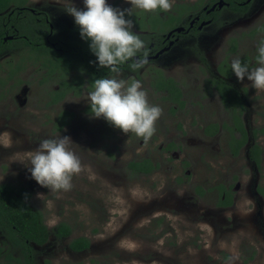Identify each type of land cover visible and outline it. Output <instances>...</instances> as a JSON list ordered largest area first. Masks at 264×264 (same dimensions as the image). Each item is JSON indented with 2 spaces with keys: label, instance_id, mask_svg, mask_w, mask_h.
Listing matches in <instances>:
<instances>
[{
  "label": "rangeland",
  "instance_id": "rangeland-1",
  "mask_svg": "<svg viewBox=\"0 0 264 264\" xmlns=\"http://www.w3.org/2000/svg\"><path fill=\"white\" fill-rule=\"evenodd\" d=\"M194 1L174 0L169 10L179 11L176 3ZM209 1L214 0L205 4ZM73 2L83 7L82 0ZM108 3L120 9L131 7L127 0ZM28 5L49 16L58 40L82 41L73 17L64 11L72 0H30ZM219 23L204 28L197 37L198 33H191L182 38L162 59L111 75L141 81L149 102L163 109L146 144L102 118H90L86 99L92 89L83 88L79 95L70 92L50 105L49 94L57 86L54 80H42L46 75L42 68L36 71L29 66L22 74L28 83L18 90L3 85L0 183L26 186L31 205L44 213L51 229L62 221L73 229L68 237L52 234L44 245L33 244L36 264H264V132L258 138L263 149L261 167L250 159L249 145L238 156L231 155L228 131L205 132L210 123L231 121L230 108L209 79L218 77L219 64L230 63L236 55L247 56L249 64H255V45L264 31L249 32L264 27V0H253L242 15L225 9ZM172 24L157 26L169 29ZM133 28L140 35L149 32ZM20 54L16 45L0 58V76L6 75L10 57ZM170 79L181 89L183 107L166 87H159V82ZM228 81L244 98L241 118L249 133L264 129V91L252 89L247 79L239 82L235 75ZM63 111L70 120L57 129ZM60 134L75 142L69 147L80 157L82 170L74 175L69 190L52 192L31 179L20 161L27 162L26 153L41 139ZM172 142L177 147L168 149ZM145 157L158 164L157 169L134 175L128 163ZM220 184L231 185L232 205L219 206ZM38 193L44 195L39 198ZM80 236L88 237L91 245L77 252L69 243ZM2 241L8 243L0 230Z\"/></svg>",
  "mask_w": 264,
  "mask_h": 264
},
{
  "label": "clouds",
  "instance_id": "clouds-1",
  "mask_svg": "<svg viewBox=\"0 0 264 264\" xmlns=\"http://www.w3.org/2000/svg\"><path fill=\"white\" fill-rule=\"evenodd\" d=\"M82 2L80 8L72 0V6L64 11L73 17L81 39L88 42L96 58L97 66L118 73V66L126 61H133V69L147 63L145 42L133 28L131 9L168 11L174 0H127L131 7L125 9L112 6L108 0ZM255 52L254 65L236 55L230 59V69L239 82L247 79L252 89L264 91V38L256 42ZM86 100L90 118H102L125 134L133 133L143 138L145 144L153 136L155 124L163 112L158 104L149 102L147 91L137 79L96 78ZM72 143L75 142L68 135L43 138L35 149L26 153L27 162H20L39 186L52 192L67 191L72 187L74 175L82 170L80 157L69 147ZM43 195L37 194L39 198Z\"/></svg>",
  "mask_w": 264,
  "mask_h": 264
},
{
  "label": "trees",
  "instance_id": "trees-1",
  "mask_svg": "<svg viewBox=\"0 0 264 264\" xmlns=\"http://www.w3.org/2000/svg\"><path fill=\"white\" fill-rule=\"evenodd\" d=\"M229 1H231V6L234 10H241L242 7H239L236 3L242 0ZM26 2L27 0H0V12L6 10L13 4L15 5L13 7V16L18 17V7L21 8L25 6ZM191 8L192 7L189 4L184 3L180 5L178 15H174V13L169 11H161L159 9L152 12H144L142 10L134 11L130 18L133 20L135 26L140 29H148L153 36L148 35L147 39H152L154 34L165 33L168 29L165 25L163 27L157 25H163L164 23H171V25L174 23L176 25L182 15ZM23 9H25V11L27 10L26 8ZM245 9L246 8L243 7L242 10ZM2 17L3 16H0V52L6 51L10 48V42L3 41V36L6 33L4 29L5 23L3 21V18L5 17ZM31 18L27 17L28 20ZM27 19L23 20V22L18 21L19 26H25L29 30L28 32H20L26 36H21L20 39L26 50L23 54L24 59L26 56V58L41 62L43 66L48 67L50 70L61 71L65 76H68L71 71L86 70L88 71L87 73L92 76L90 79L91 83H93L96 78L115 73L111 71L110 68H99L97 66L95 63L96 58L90 51L88 42L83 40L84 43H80V41L69 40L66 45H63L54 34L48 36L49 31L47 30L49 27L44 18L39 22L40 28H36L34 24H32L35 23V19L32 18V22L30 23ZM48 39L54 42L56 41V47H61V49L59 50L54 47ZM242 60L247 61V57ZM125 66H127V62L119 65L118 70L123 69ZM224 72L228 76L231 69H226ZM81 80L83 81V77L79 73L76 74L73 79V81L79 82H81ZM71 84L72 83L65 81L64 86L71 88L69 87ZM217 84L219 94L226 107H231L234 111L236 110L237 105L243 107V99L234 86H231L224 81H219ZM159 87H166L170 93L173 94V98L179 102L180 107L184 106L185 102L181 99V90L175 86L171 79L170 82H168V80L167 82H159ZM57 94H64V91ZM87 110L89 111V107ZM67 115L68 113L64 114L62 119L65 120ZM237 118L238 117L234 115V120L238 123L240 119ZM217 127V125H210L207 131L210 133L212 131L211 129L214 130L216 128L217 130ZM57 128L60 129L61 126H58ZM237 129L241 131L243 137L235 141L233 146L235 152H237V150L246 142L248 137L247 131L242 124H239ZM257 131V129L253 131L255 137L258 136ZM260 154L261 149L258 144L255 143L251 148V155L259 167H261L262 164V157ZM128 167L134 175H148L157 169L158 164H155L149 157H145L141 159H133L128 163ZM219 188L220 198L218 204H231L233 197L232 192L226 189L223 185ZM25 196H27V199H25ZM30 197L31 192L24 185H15L9 182L0 183V230L5 234L8 241L7 244L4 243V241L0 242V264H36L33 244L44 245L49 241L52 234L60 239L72 234V226L64 221L60 222L54 229H51L46 224L44 213L31 205ZM90 245L91 241L86 236L73 238L69 243L70 248L77 252L88 249ZM14 249H18L20 255H15Z\"/></svg>",
  "mask_w": 264,
  "mask_h": 264
},
{
  "label": "flooded vegetation",
  "instance_id": "flooded-vegetation-1",
  "mask_svg": "<svg viewBox=\"0 0 264 264\" xmlns=\"http://www.w3.org/2000/svg\"><path fill=\"white\" fill-rule=\"evenodd\" d=\"M30 0H27L25 6L19 8L18 7V11H17V16H13V11H14V6L15 5H10L9 8H7L6 10L0 12V16H3L5 18H3L4 21V29H5V35L3 36V41L6 42H10V48L7 49L6 51H1L0 52V58L3 57V55L5 53H8L9 51H12L13 48H15V46L17 45V47L20 49L21 54L19 56H17V58H13L12 56L10 57L11 60H9L7 62L8 67L6 68V75L5 76H0V92H4V88H7L9 91L10 90H15V89H20V87L24 84H27V80L24 79L22 77L23 72L29 67V66H34L36 68V71H41L40 69L42 68L44 73L46 74L44 78H42L43 81H49L50 80H54V83L56 84V88H53L49 94L50 99L48 100V103L50 105L59 103L60 101H62L70 92L71 93H75L77 95H79L83 88L86 89H92V83L90 81V79L92 78V76H90L86 71V70H81V71H71L68 76H65V74H63L61 71L58 70H50L48 67H45L41 64V62H36L35 60L26 58H23V54L25 53V48L23 46L21 39V36L26 37L24 34H21L20 32L24 31V32H28L29 30L27 29V27L25 26H19V22L21 21L23 22V20L28 18H33L35 19V23L34 26L36 28H40L39 22L42 21V19L44 18L47 22V25L49 27V29L47 31H49L48 36H51L52 34L55 33L54 31V24L53 22L50 20L49 16H47L45 13H42L40 10H37L36 8H32L30 5H28ZM208 1V0H206ZM205 0H203L200 3V0L191 2V3H185V4H189L192 8L190 10H188L186 13H184L181 17V19L179 20V22L170 27L169 29L166 30V32H162L161 34H156V38H152V39H147V36H153L152 33H149L147 31H144L145 35H140L141 39L144 40L145 42V50L147 51V62L150 60H154V59H162L163 57H165V54L172 51V49H174V47L178 44V42L182 39L185 38L187 36H189L191 33H198L196 35H194V37H197L201 34L202 30L208 26L211 25H215L217 26L219 23V19L221 16H224V10L228 9L230 12L236 13L238 15H242L245 14L246 12L249 11L250 5L252 3L253 0H242V1H238L236 4L239 5V7H242L241 10H234L233 7L231 6V1L229 0H223V6H219V0L217 1H209V4H205L206 2ZM207 3V2H206ZM179 5L184 4L183 2L181 3H176ZM215 6V8L213 10H211V8ZM243 7H245V10H242ZM26 8L27 10L25 11ZM178 8L173 7L171 10H169V12L174 13V15H178ZM12 10V11H10ZM32 18L30 20L27 19V21L30 23L32 22ZM185 19L187 20V23H184ZM221 24V23H219ZM135 26V24H133ZM223 25V24H222ZM136 28L140 29L139 27L135 26ZM264 31V27L262 25H260L259 27H255L253 28L249 33H259ZM158 35V36H157ZM48 38V37H47ZM49 40V39H48ZM50 43L56 47V41H51L49 40ZM60 41V40H59ZM69 41V40H68ZM68 41H60L63 45H66L68 43ZM80 43H84L83 40L80 41ZM57 49H61V47H56ZM236 46L233 47V49H235ZM139 55V53H138ZM247 56L242 57L241 59L245 58ZM249 58L247 57V62ZM127 62V66H125L123 69H127L131 67V64L133 63L132 60L126 61ZM230 63H228L227 60H225L223 63L219 64L217 69L219 71V75L218 77H213L210 78V84L212 86V88L214 89V91H216L219 94V88L217 87L218 84L217 82L219 81H224L227 84L232 85L231 83H229L228 79L232 76H234L233 73H228V76L226 75V73L224 72L226 69H230ZM229 65V66H228ZM121 70V69H120ZM119 71V70H118ZM81 74L83 77V81L81 80V82L79 81H73V79L75 78L76 74ZM218 73V72H217ZM113 74H109L107 76H111ZM65 81L72 83L69 87L71 88H67L64 86ZM235 87V86H234ZM239 93L240 90L235 87ZM181 90V89H180ZM64 94H57L59 92H63ZM60 95V96H59ZM220 95V94H219ZM241 95V93H240ZM221 97V96H220ZM241 98L243 99V107L237 105L236 110H232V108L230 107V111H231V121L230 123L227 122H222V123H217V122H213L210 123L209 125H207L205 127V132L207 134H216L219 131H223L226 130L228 131L230 138H229V148L231 151V155L233 156H238L240 154V151L247 145H249V157L250 159L257 165V163L255 162V160L253 159L252 155H251V148L252 146L256 143L258 144V146L261 149V157L263 155V149L261 147V144L258 140L260 133L264 132V129H258V128H254L252 130V133L250 134L249 131L247 130L245 123L243 122L241 116L245 111V102H244V98L241 95ZM222 100V98H221ZM223 102V101H222ZM179 103V102H178ZM224 103V102H223ZM225 105V103H224ZM226 106V105H225ZM228 108V107H227ZM88 109V108H87ZM86 109V111H88ZM229 109V108H228ZM68 112L63 111L62 114L60 115V123L57 125L58 126H64L66 123H68L69 119V113L66 117L65 120L62 119L63 115L66 114ZM234 115H236L238 118L240 119L238 123L234 120ZM239 124H242L244 126V128L247 131L248 137L246 142L237 150V152L234 151V144L236 140H239L243 137L241 131L238 128ZM210 125H217L218 129L216 130V128L209 133L207 130L209 128ZM56 127V128H57ZM216 127V126H215ZM58 129V128H57ZM257 129V137H255L253 135V131ZM172 145V146H171ZM177 145L174 144L173 142L171 144H169L167 146L168 149H174L176 148ZM257 167H259L257 165ZM223 185L226 189L230 190L232 192V187L230 188V186H226L224 184H220V186ZM219 186V187H220ZM219 192H220V188H219ZM233 194V192H232ZM224 195V194H223ZM219 202V201H218ZM232 203H233V197H232ZM231 204H226V205H219V206H230Z\"/></svg>",
  "mask_w": 264,
  "mask_h": 264
},
{
  "label": "water",
  "instance_id": "water-1",
  "mask_svg": "<svg viewBox=\"0 0 264 264\" xmlns=\"http://www.w3.org/2000/svg\"><path fill=\"white\" fill-rule=\"evenodd\" d=\"M219 6H223V3L222 2H219ZM215 8V6H213L212 8H211V10H213Z\"/></svg>",
  "mask_w": 264,
  "mask_h": 264
}]
</instances>
